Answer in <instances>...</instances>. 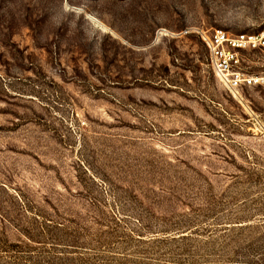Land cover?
Here are the masks:
<instances>
[{"label": "rangeland", "instance_id": "1", "mask_svg": "<svg viewBox=\"0 0 264 264\" xmlns=\"http://www.w3.org/2000/svg\"><path fill=\"white\" fill-rule=\"evenodd\" d=\"M218 28L264 0H0V264H264V87Z\"/></svg>", "mask_w": 264, "mask_h": 264}, {"label": "built area", "instance_id": "2", "mask_svg": "<svg viewBox=\"0 0 264 264\" xmlns=\"http://www.w3.org/2000/svg\"><path fill=\"white\" fill-rule=\"evenodd\" d=\"M199 35L214 76L232 96L241 98L244 89L264 87V64L258 70L255 65L247 64L250 53L264 57V29L236 34L218 28Z\"/></svg>", "mask_w": 264, "mask_h": 264}]
</instances>
